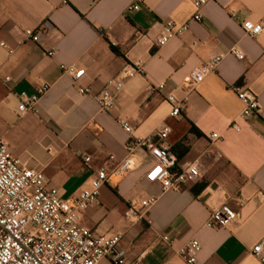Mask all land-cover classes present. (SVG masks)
Instances as JSON below:
<instances>
[{
	"label": "crops",
	"instance_id": "obj_1",
	"mask_svg": "<svg viewBox=\"0 0 264 264\" xmlns=\"http://www.w3.org/2000/svg\"><path fill=\"white\" fill-rule=\"evenodd\" d=\"M136 1H4L0 139L25 168L42 171L49 185L69 199L91 188L97 170L126 158L130 135L122 122L133 128L135 138L169 127L168 144L179 165L198 162L201 178L164 192L160 184L147 182L152 163L142 154L144 166L120 184L103 187L96 205L81 213L80 223L103 236L124 233L128 259L143 264H187L179 254L192 240L202 245L199 264H262L252 250L264 238V30L250 36L244 23L264 26V0H209L201 23L192 22L198 0H141L140 10L130 12ZM168 21L191 24L159 48L156 41ZM27 29L39 32V43L23 35ZM235 48L244 59L231 54ZM215 57L223 58L217 71L188 86L190 74ZM139 64L143 74L127 83L113 112H102L94 96L127 65ZM72 65L86 71L79 82L62 69ZM161 84L164 92L151 91ZM236 85L259 99L261 113L251 121L242 118ZM43 86L48 91L40 113L21 115L20 95H34ZM80 87L90 94L82 95ZM170 95L187 103L177 118L170 116ZM26 145H35L36 160L26 159ZM150 197L157 202L147 218L135 224L125 219L131 201ZM225 204L238 220L227 228H208L210 214ZM166 233L173 243L159 239Z\"/></svg>",
	"mask_w": 264,
	"mask_h": 264
},
{
	"label": "built area",
	"instance_id": "obj_2",
	"mask_svg": "<svg viewBox=\"0 0 264 264\" xmlns=\"http://www.w3.org/2000/svg\"><path fill=\"white\" fill-rule=\"evenodd\" d=\"M5 0H0V7ZM137 0L129 9L130 12L140 10ZM209 0L195 2L196 14L192 22L201 23L204 19L203 8ZM191 23L178 24L168 21L164 24V31L158 37L156 46L162 48L170 41L182 36L190 28ZM250 25V27H249ZM244 29L250 36H259L264 26L250 21L244 23ZM23 35L33 43L40 42V34L36 30L27 29ZM1 47L7 48L5 43ZM13 50H9L12 55ZM53 54V53H52ZM51 54V55H52ZM231 54L244 59L241 50L235 48ZM222 57H215L195 69L186 80V84L194 87L206 77L217 71ZM63 71L79 82L86 71L77 65L63 66ZM142 65H127L117 78L98 92L94 98L102 112L111 113L116 109V98L125 89L127 83L137 75L143 74ZM7 82L10 78L6 79ZM165 84L151 87L153 93L164 92ZM233 90L244 104L242 118L251 121L261 113L258 97L250 91L236 85ZM48 91L47 86L38 89L34 95L22 93L19 113L39 114L40 101ZM82 95H89L90 90L80 87ZM172 105L171 117L177 118L186 109V101H178L175 96H168ZM122 125L130 135L127 156L113 168L102 167L95 173L91 188L80 196L64 199L57 188L49 185L42 171L25 168L9 149L6 142L0 139V264H143L141 260L130 261L126 251L122 248L124 233L113 236H103L80 223L82 212L96 205L101 190L107 185L116 186L129 174L140 170L144 166L142 154L151 160V167L146 180L152 184H160L163 191L180 190L189 183H196L202 176L201 165H179V159L168 144L171 129L165 127L146 138L132 136L133 128L125 122ZM212 139H219L213 134ZM114 160V157L111 158ZM90 165L92 159L84 158ZM161 169L153 178L152 173ZM157 202V198L135 199L125 214V219L132 224L147 218L150 209ZM244 201L239 199V204ZM238 220V213L225 204L212 212L206 223L210 229H223ZM159 239L171 244L174 238L170 233L162 234ZM202 245L198 240L190 241L180 252V257L187 264H199L198 256ZM252 254L264 264V238L254 246Z\"/></svg>",
	"mask_w": 264,
	"mask_h": 264
},
{
	"label": "rangeland",
	"instance_id": "obj_3",
	"mask_svg": "<svg viewBox=\"0 0 264 264\" xmlns=\"http://www.w3.org/2000/svg\"><path fill=\"white\" fill-rule=\"evenodd\" d=\"M24 149H25V156H26V159H28V160H32V159H34V160H36L34 157H33V155H35L36 153H34L36 150H35V145L32 147V148H30L29 146H24L23 147ZM42 153H43V151H42ZM45 153V152H44ZM214 168L215 167H213L212 168V170H214ZM218 168H220V169H222V171H224V167H223V165H221V166H219ZM103 264H106V263H103Z\"/></svg>",
	"mask_w": 264,
	"mask_h": 264
},
{
	"label": "trees",
	"instance_id": "obj_4",
	"mask_svg": "<svg viewBox=\"0 0 264 264\" xmlns=\"http://www.w3.org/2000/svg\"><path fill=\"white\" fill-rule=\"evenodd\" d=\"M112 49H113L116 53H119V51H118L114 46H112ZM191 130L194 131L196 134L199 135V133L197 132V130H196L195 128L192 127Z\"/></svg>",
	"mask_w": 264,
	"mask_h": 264
},
{
	"label": "snow or ice",
	"instance_id": "obj_5",
	"mask_svg": "<svg viewBox=\"0 0 264 264\" xmlns=\"http://www.w3.org/2000/svg\"><path fill=\"white\" fill-rule=\"evenodd\" d=\"M249 27H250V25H249ZM160 171H161V169L157 168V169L152 173V177L154 178V177L157 175V173H159Z\"/></svg>",
	"mask_w": 264,
	"mask_h": 264
}]
</instances>
